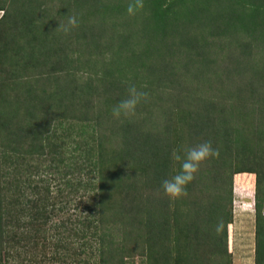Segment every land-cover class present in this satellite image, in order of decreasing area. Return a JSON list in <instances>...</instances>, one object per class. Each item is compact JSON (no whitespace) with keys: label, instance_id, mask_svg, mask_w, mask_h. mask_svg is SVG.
<instances>
[{"label":"trees","instance_id":"obj_1","mask_svg":"<svg viewBox=\"0 0 264 264\" xmlns=\"http://www.w3.org/2000/svg\"><path fill=\"white\" fill-rule=\"evenodd\" d=\"M128 4L0 0V264H231L240 172L255 173L264 264V107H249L264 102V0H142L134 15ZM120 25L119 63L106 33ZM132 85L146 97L115 115ZM203 142L219 155L187 195H167L175 155ZM66 203L85 212L52 222Z\"/></svg>","mask_w":264,"mask_h":264},{"label":"rangeland","instance_id":"obj_2","mask_svg":"<svg viewBox=\"0 0 264 264\" xmlns=\"http://www.w3.org/2000/svg\"><path fill=\"white\" fill-rule=\"evenodd\" d=\"M1 14V11H0ZM119 17H124L123 15H119ZM120 26L111 27L109 28V33H106L107 36H109L108 40L106 41L107 45L111 47L112 53L115 57H117V60L122 61L126 59V57H129L128 54H123V50L121 49L119 52L116 49L117 44L122 43L123 39L120 38L117 30L120 29ZM106 32V31H105ZM176 40H173L174 44L180 40L177 36H173ZM171 40V37H170ZM81 46V45H80ZM82 47V46H81ZM220 59V58H219ZM136 60L132 57L131 59ZM156 64H159L158 59L156 61ZM172 66L174 65L173 60L170 61ZM219 63V61H218ZM224 64V61L222 62ZM220 64V63H219ZM164 68L169 66L164 64ZM222 66V65H221ZM107 68H109L107 66ZM189 74V73H188ZM236 77H240L238 75H235ZM236 77L234 78V81L236 80ZM241 78V77H240ZM245 79L246 77L243 76ZM236 82V81H235ZM251 83L254 87H257L255 85H258V82L255 79H251ZM255 105H250L249 107L253 106L255 109L259 107H264V102L260 101L255 102ZM255 112V110H254ZM263 119H264V113H263ZM254 120H257L258 117L254 115ZM30 168V167H28ZM38 168V167H37ZM41 169V167H39ZM37 169L35 168V172H32L30 175V178H26L30 181L31 185L34 183L33 179L37 178ZM28 173V172H26ZM47 175V176H46ZM29 176V175H28ZM39 176V175H38ZM46 178V182L49 183L51 189H55L57 184L60 181L59 175L53 174V173H45L43 176ZM45 183V182H43ZM39 182H37V185ZM254 184H255V173H249V172H240L236 173L233 176V186H232V197H233V220L232 223L228 224L227 230H228V242H227V253L230 251L229 258L231 264H254V211H253V191H254ZM85 212V209H83V203L79 204V206H71L69 203H66L63 211L58 210V213L55 215V217L52 219L53 221H57L59 218H73L76 214V212ZM263 212H264V206H263ZM118 226V225H117ZM115 227V229H119V227ZM48 228V225H46ZM51 232H53V229H51ZM139 255H134L130 260V263L127 264H140V258Z\"/></svg>","mask_w":264,"mask_h":264},{"label":"clouds","instance_id":"obj_3","mask_svg":"<svg viewBox=\"0 0 264 264\" xmlns=\"http://www.w3.org/2000/svg\"><path fill=\"white\" fill-rule=\"evenodd\" d=\"M142 7V0H129L127 12L129 15H134L136 11ZM77 19L70 17L68 25L64 31L67 32L71 27H75ZM146 93L139 92L134 85L128 89V97L120 101L114 108L115 115L120 114L132 115L135 113L137 105L142 98L146 97ZM219 151L213 148L210 142H203L196 146H186L183 150V156L175 155V159L181 161L180 170L170 178H165L161 182L163 191L173 197L187 195V186L194 180L195 174L198 172L201 163L208 160L210 157H216ZM218 226V230H219Z\"/></svg>","mask_w":264,"mask_h":264}]
</instances>
